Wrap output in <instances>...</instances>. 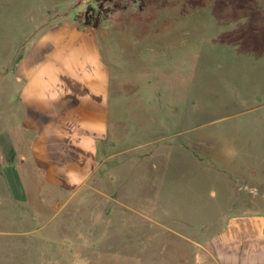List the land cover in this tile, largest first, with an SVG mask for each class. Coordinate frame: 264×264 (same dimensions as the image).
Segmentation results:
<instances>
[{
  "label": "rangeland",
  "instance_id": "obj_1",
  "mask_svg": "<svg viewBox=\"0 0 264 264\" xmlns=\"http://www.w3.org/2000/svg\"><path fill=\"white\" fill-rule=\"evenodd\" d=\"M65 19L97 21L114 68L105 163L74 194L4 197L0 264H212L223 208L264 192V0H0V80Z\"/></svg>",
  "mask_w": 264,
  "mask_h": 264
},
{
  "label": "crops",
  "instance_id": "obj_2",
  "mask_svg": "<svg viewBox=\"0 0 264 264\" xmlns=\"http://www.w3.org/2000/svg\"><path fill=\"white\" fill-rule=\"evenodd\" d=\"M114 73L98 26L73 19L40 29L19 48L0 80V202L12 195L22 203L35 188L74 194L100 173L116 115ZM258 132L254 166L264 164V127ZM223 170L225 190L237 177ZM249 178L264 191L263 176ZM256 193L250 204L223 208L204 241L212 264H264V192Z\"/></svg>",
  "mask_w": 264,
  "mask_h": 264
},
{
  "label": "trees",
  "instance_id": "obj_3",
  "mask_svg": "<svg viewBox=\"0 0 264 264\" xmlns=\"http://www.w3.org/2000/svg\"><path fill=\"white\" fill-rule=\"evenodd\" d=\"M98 14V13H97ZM84 25H91L93 27H97V21H93V23H89L88 20L86 19L84 22H83Z\"/></svg>",
  "mask_w": 264,
  "mask_h": 264
}]
</instances>
